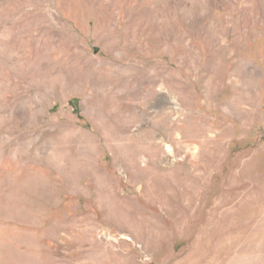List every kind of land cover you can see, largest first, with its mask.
Masks as SVG:
<instances>
[{
    "label": "rangeland",
    "instance_id": "374dc122",
    "mask_svg": "<svg viewBox=\"0 0 264 264\" xmlns=\"http://www.w3.org/2000/svg\"><path fill=\"white\" fill-rule=\"evenodd\" d=\"M0 264H264V0H0Z\"/></svg>",
    "mask_w": 264,
    "mask_h": 264
}]
</instances>
